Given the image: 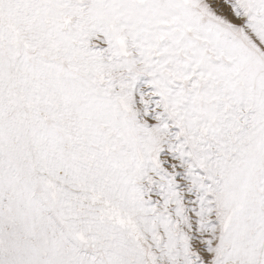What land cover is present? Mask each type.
<instances>
[{"label": "snow or ice", "instance_id": "1", "mask_svg": "<svg viewBox=\"0 0 264 264\" xmlns=\"http://www.w3.org/2000/svg\"><path fill=\"white\" fill-rule=\"evenodd\" d=\"M0 264H264V0H0Z\"/></svg>", "mask_w": 264, "mask_h": 264}]
</instances>
